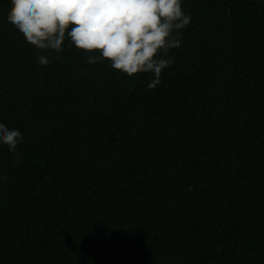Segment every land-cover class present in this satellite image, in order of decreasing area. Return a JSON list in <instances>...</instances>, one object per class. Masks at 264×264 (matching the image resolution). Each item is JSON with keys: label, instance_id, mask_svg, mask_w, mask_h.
<instances>
[{"label": "trees", "instance_id": "16d2710c", "mask_svg": "<svg viewBox=\"0 0 264 264\" xmlns=\"http://www.w3.org/2000/svg\"><path fill=\"white\" fill-rule=\"evenodd\" d=\"M0 264H264V0H0Z\"/></svg>", "mask_w": 264, "mask_h": 264}]
</instances>
